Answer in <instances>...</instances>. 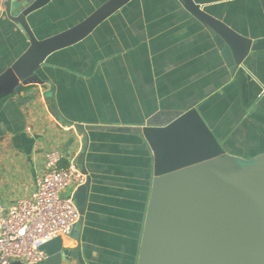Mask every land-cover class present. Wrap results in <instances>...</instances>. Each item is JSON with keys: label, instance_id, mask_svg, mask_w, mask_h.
I'll return each instance as SVG.
<instances>
[{"label": "crops", "instance_id": "obj_1", "mask_svg": "<svg viewBox=\"0 0 264 264\" xmlns=\"http://www.w3.org/2000/svg\"><path fill=\"white\" fill-rule=\"evenodd\" d=\"M250 39L264 37V0H194ZM104 0H51L27 20L38 39L70 27ZM28 40L0 16V73ZM39 75L0 100V203L35 190L45 153L76 163L82 123L91 178L81 230L87 264H136L152 180L144 126H164L196 107L228 154H264V50L231 73L210 32L178 0H131L87 37L49 55ZM54 85L55 103L50 97ZM67 187L61 196H70ZM76 240L64 237L62 247ZM74 264V263H73Z\"/></svg>", "mask_w": 264, "mask_h": 264}, {"label": "water", "instance_id": "obj_2", "mask_svg": "<svg viewBox=\"0 0 264 264\" xmlns=\"http://www.w3.org/2000/svg\"><path fill=\"white\" fill-rule=\"evenodd\" d=\"M50 1H4L5 17L28 46L0 73V100L30 85L49 88L39 75L47 57L87 37L131 0H104L76 24L38 39L27 17ZM178 1L210 32L231 73L250 52L264 50V37L250 39L194 0ZM67 123L82 136L75 166L86 176L72 193L79 219L69 236L76 246L63 248L55 237L41 246L47 256L39 264H87L80 233L91 183L84 164L89 138L84 124ZM142 135L152 153V180L136 264H264V154L249 162L228 154L196 107L164 126L142 127Z\"/></svg>", "mask_w": 264, "mask_h": 264}, {"label": "built area", "instance_id": "obj_3", "mask_svg": "<svg viewBox=\"0 0 264 264\" xmlns=\"http://www.w3.org/2000/svg\"><path fill=\"white\" fill-rule=\"evenodd\" d=\"M5 0H0V16ZM62 155L51 149L45 153V171L36 178L35 190L29 197L9 205L0 203V264L20 261L39 264L47 256L41 248L55 237L69 236L79 219L72 194L61 196L67 187L73 191L85 182L73 161L61 166Z\"/></svg>", "mask_w": 264, "mask_h": 264}, {"label": "trees", "instance_id": "obj_4", "mask_svg": "<svg viewBox=\"0 0 264 264\" xmlns=\"http://www.w3.org/2000/svg\"><path fill=\"white\" fill-rule=\"evenodd\" d=\"M60 165H61V166H67V164H65V163H63V164L61 163Z\"/></svg>", "mask_w": 264, "mask_h": 264}, {"label": "rangeland", "instance_id": "obj_5", "mask_svg": "<svg viewBox=\"0 0 264 264\" xmlns=\"http://www.w3.org/2000/svg\"><path fill=\"white\" fill-rule=\"evenodd\" d=\"M87 15H88V14H87ZM87 15H86V16H87Z\"/></svg>", "mask_w": 264, "mask_h": 264}]
</instances>
